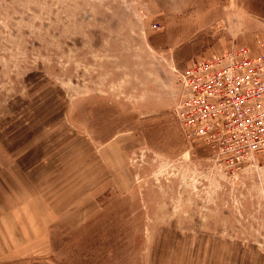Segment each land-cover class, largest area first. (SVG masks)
Segmentation results:
<instances>
[{
    "label": "rangeland",
    "instance_id": "374dc122",
    "mask_svg": "<svg viewBox=\"0 0 264 264\" xmlns=\"http://www.w3.org/2000/svg\"><path fill=\"white\" fill-rule=\"evenodd\" d=\"M263 42L264 0H0V182L51 208L33 264H264V158L219 167L175 116L186 67Z\"/></svg>",
    "mask_w": 264,
    "mask_h": 264
},
{
    "label": "built area",
    "instance_id": "2783aa9c",
    "mask_svg": "<svg viewBox=\"0 0 264 264\" xmlns=\"http://www.w3.org/2000/svg\"><path fill=\"white\" fill-rule=\"evenodd\" d=\"M179 77L176 119L211 161L233 171L264 158V52L236 46L196 60Z\"/></svg>",
    "mask_w": 264,
    "mask_h": 264
},
{
    "label": "crops",
    "instance_id": "0c3cea01",
    "mask_svg": "<svg viewBox=\"0 0 264 264\" xmlns=\"http://www.w3.org/2000/svg\"><path fill=\"white\" fill-rule=\"evenodd\" d=\"M3 183L0 182V264H33L31 248L34 249L36 241L42 237L47 239L50 228L39 216H46L51 208L48 209L47 200L38 199L36 193L26 200L21 196L20 187L4 188ZM22 195H26L25 191Z\"/></svg>",
    "mask_w": 264,
    "mask_h": 264
},
{
    "label": "bare ground",
    "instance_id": "6f19581e",
    "mask_svg": "<svg viewBox=\"0 0 264 264\" xmlns=\"http://www.w3.org/2000/svg\"><path fill=\"white\" fill-rule=\"evenodd\" d=\"M79 218H80V217H79ZM79 218H78V219H79Z\"/></svg>",
    "mask_w": 264,
    "mask_h": 264
}]
</instances>
